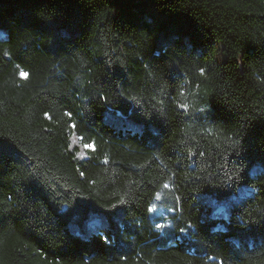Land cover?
Masks as SVG:
<instances>
[{"label":"trees","instance_id":"obj_1","mask_svg":"<svg viewBox=\"0 0 264 264\" xmlns=\"http://www.w3.org/2000/svg\"><path fill=\"white\" fill-rule=\"evenodd\" d=\"M0 264H264V0H0Z\"/></svg>","mask_w":264,"mask_h":264},{"label":"snow or ice","instance_id":"obj_2","mask_svg":"<svg viewBox=\"0 0 264 264\" xmlns=\"http://www.w3.org/2000/svg\"><path fill=\"white\" fill-rule=\"evenodd\" d=\"M104 242L105 243H109L110 241H109V238L108 237H104Z\"/></svg>","mask_w":264,"mask_h":264},{"label":"rangeland","instance_id":"obj_3","mask_svg":"<svg viewBox=\"0 0 264 264\" xmlns=\"http://www.w3.org/2000/svg\"><path fill=\"white\" fill-rule=\"evenodd\" d=\"M75 145H78L76 142H75ZM84 148V147H83ZM222 209V208H221Z\"/></svg>","mask_w":264,"mask_h":264}]
</instances>
